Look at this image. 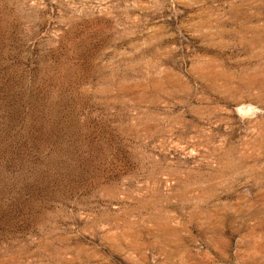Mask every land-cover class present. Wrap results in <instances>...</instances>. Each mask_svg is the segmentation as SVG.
Masks as SVG:
<instances>
[{
    "label": "rangeland",
    "instance_id": "obj_1",
    "mask_svg": "<svg viewBox=\"0 0 264 264\" xmlns=\"http://www.w3.org/2000/svg\"><path fill=\"white\" fill-rule=\"evenodd\" d=\"M0 264H264V0H0Z\"/></svg>",
    "mask_w": 264,
    "mask_h": 264
}]
</instances>
